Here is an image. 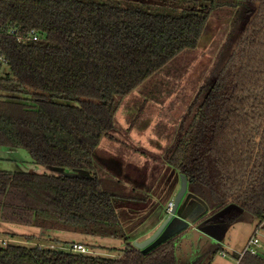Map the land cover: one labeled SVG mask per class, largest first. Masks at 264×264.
Segmentation results:
<instances>
[{
  "label": "trees",
  "instance_id": "16d2710c",
  "mask_svg": "<svg viewBox=\"0 0 264 264\" xmlns=\"http://www.w3.org/2000/svg\"><path fill=\"white\" fill-rule=\"evenodd\" d=\"M211 17L229 25L220 63L194 94L162 162L186 177L187 191L210 215L233 205L260 222L264 0H0V51L9 67L0 76V147L28 150L34 164L53 170L0 171V223L125 244L118 258L7 244L0 264H178L179 236L143 251L125 234L117 202L146 201L155 180L141 183V198L107 190L105 181L120 171L100 143L115 140L124 99L193 51ZM136 120L129 130L147 128ZM240 214L234 209L224 218ZM237 264L264 258L245 254Z\"/></svg>",
  "mask_w": 264,
  "mask_h": 264
},
{
  "label": "rangeland",
  "instance_id": "374dc122",
  "mask_svg": "<svg viewBox=\"0 0 264 264\" xmlns=\"http://www.w3.org/2000/svg\"><path fill=\"white\" fill-rule=\"evenodd\" d=\"M228 28L224 21L211 17L193 51L181 53L155 79L145 81L124 99L115 116V140L100 143L103 152L114 156L113 167L120 171L105 181L107 190L119 194L131 192L133 197L141 198L145 194L141 183L155 180L146 201L124 199L117 202V213L132 244L142 241L150 232L148 237H151L168 217L167 206L173 202L179 189L180 175L163 164L162 154L172 141L194 94L206 82L211 70L218 68V55ZM165 94L167 97L162 100L155 99ZM135 118L137 126L144 124L147 128L138 133L129 130L128 124ZM0 171L51 173L46 167L34 164L28 150L6 147H0ZM186 195L181 212L173 216L159 238L160 244L195 226L210 238L198 246L195 256L204 255L199 264H235L237 255L256 230L257 219L241 212L233 222H228L224 216L233 211L230 205L210 215L211 211L189 191ZM25 236L33 238L26 240ZM259 237L261 246L258 254L264 258V230H259ZM74 243L82 244L87 249L86 254L111 258H118L125 246L119 238L0 223V247L21 244L72 252L70 247ZM222 250L227 253L223 259L220 255ZM195 256L190 263L196 259Z\"/></svg>",
  "mask_w": 264,
  "mask_h": 264
},
{
  "label": "water",
  "instance_id": "95a60500",
  "mask_svg": "<svg viewBox=\"0 0 264 264\" xmlns=\"http://www.w3.org/2000/svg\"><path fill=\"white\" fill-rule=\"evenodd\" d=\"M49 170L53 171L52 169H49ZM31 172H33V171H29V173H31ZM59 172H62V171L60 170ZM75 175L76 176H85L88 174L87 173L83 174V173L77 172ZM187 190H188L187 179L184 175H180V186H179V189H178V191H177V193L173 199L172 208L169 211L167 219L163 222V224L158 228V230L151 237H148L145 240H142L140 242H134L133 246L135 248L141 249L143 251H148V250H150V249H152V248H154L160 244L159 238L162 236L165 228L170 223V221L173 219V216L176 213L179 214L181 212V210L183 208V204H184V199L186 197H188L186 195ZM192 197H195L196 199H198L205 206V204L199 198H197L194 195H192ZM230 207L232 208V210L236 209L240 213L242 212L240 209L235 208V206H233V205H230ZM244 213H245V215L246 214L249 215L246 212H244ZM176 236H179V241H177L174 244L176 261L178 264L181 263V261H180L181 251L178 248L180 245H183L182 241L192 238L190 240L191 241L190 247L192 245V249L195 250L198 246H200L202 244V242L204 240L210 239V238H207V236H205L203 233L199 232L195 226L184 229L182 232L178 233ZM184 253H186V251H184ZM187 261H189V260H187ZM181 264H186V263H181Z\"/></svg>",
  "mask_w": 264,
  "mask_h": 264
},
{
  "label": "built area",
  "instance_id": "2783aa9c",
  "mask_svg": "<svg viewBox=\"0 0 264 264\" xmlns=\"http://www.w3.org/2000/svg\"><path fill=\"white\" fill-rule=\"evenodd\" d=\"M28 37H31L32 39H36L37 36L33 33H29ZM8 60L6 56L0 51V76L4 75L8 71ZM172 208V201L169 202L167 206V211L169 212ZM264 225V218L262 221L257 223L256 230L254 231L251 238L248 240V242L245 244L243 250L237 255L236 258V264L238 263V260L245 254H251V255H257L258 249L260 248V237H259V230H263ZM70 250L74 253H82L86 254L87 249L84 248L82 244L74 243L71 245ZM221 256L225 257L227 256L226 252H221Z\"/></svg>",
  "mask_w": 264,
  "mask_h": 264
},
{
  "label": "flooded vegetation",
  "instance_id": "af4514ba",
  "mask_svg": "<svg viewBox=\"0 0 264 264\" xmlns=\"http://www.w3.org/2000/svg\"><path fill=\"white\" fill-rule=\"evenodd\" d=\"M191 239L192 238L182 241L183 245H180L178 248L181 251V258H182L183 263L187 262V260L192 261V259H194V256L197 254L196 252L199 251L198 247L195 250L192 249V245L190 247V242H191L190 240ZM178 240H179V238L176 241H178ZM184 251H186V253H184Z\"/></svg>",
  "mask_w": 264,
  "mask_h": 264
},
{
  "label": "crops",
  "instance_id": "0c3cea01",
  "mask_svg": "<svg viewBox=\"0 0 264 264\" xmlns=\"http://www.w3.org/2000/svg\"><path fill=\"white\" fill-rule=\"evenodd\" d=\"M137 133H138V132H137ZM31 170H32V169H31ZM151 233H152V232H150V233H148L147 235H145L144 238H147ZM144 238H143V239H144ZM143 239H142V240H143ZM222 252H226V251H225V250H222ZM258 253H259V252H258ZM220 255H221V254H220ZM257 255H259V254H257ZM221 257H222V256H221ZM223 258H224V257H222V259H223ZM180 261H181V263H183V262H182V258L180 259ZM189 261H190V260H189ZM189 261H187V262H185V263H190ZM235 264H236V263H235Z\"/></svg>",
  "mask_w": 264,
  "mask_h": 264
}]
</instances>
